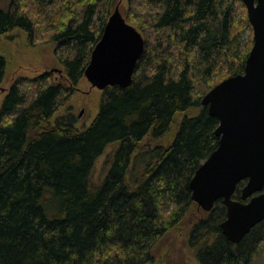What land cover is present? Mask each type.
Returning <instances> with one entry per match:
<instances>
[{
  "label": "trees",
  "instance_id": "trees-1",
  "mask_svg": "<svg viewBox=\"0 0 264 264\" xmlns=\"http://www.w3.org/2000/svg\"><path fill=\"white\" fill-rule=\"evenodd\" d=\"M118 2L0 0V40L19 29L30 47L50 42L63 68L61 82L50 73L18 78L0 106V264H146L174 221L196 207L189 182L219 142L218 120L201 99L243 73L251 48L238 50L240 2L127 0L122 16L144 39L131 85L105 89L82 131L70 114L51 123L84 78ZM44 22L48 40L38 41ZM5 68L0 55V84ZM192 108L198 115L184 117L168 147L140 146ZM112 145L109 170L94 185L95 162ZM225 215L219 200L195 221L189 240L199 264H250L254 257L264 222L233 244L221 234Z\"/></svg>",
  "mask_w": 264,
  "mask_h": 264
},
{
  "label": "water",
  "instance_id": "water-1",
  "mask_svg": "<svg viewBox=\"0 0 264 264\" xmlns=\"http://www.w3.org/2000/svg\"><path fill=\"white\" fill-rule=\"evenodd\" d=\"M240 1L252 28L253 45L243 73L224 79L201 99V106L218 120L214 134L219 142L189 182L191 200L203 212H211L221 200L226 210L221 234L233 244L264 221V0ZM121 2L109 16L84 70L91 88L102 92L129 87L144 50L142 35L120 12ZM243 181L240 200H233Z\"/></svg>",
  "mask_w": 264,
  "mask_h": 264
},
{
  "label": "rangeland",
  "instance_id": "rangeland-1",
  "mask_svg": "<svg viewBox=\"0 0 264 264\" xmlns=\"http://www.w3.org/2000/svg\"><path fill=\"white\" fill-rule=\"evenodd\" d=\"M239 2V6L236 4V20L238 21V25L235 27V30L238 29L236 34L239 47L238 50L240 53H243L244 48L248 46L250 42L252 48L253 33L250 24H248L249 26L246 28L239 27V22L242 19L247 21L246 8L240 0ZM121 7L124 10L126 9L127 0H122ZM46 26L47 22H44L42 23V27L37 30L38 41L45 38L48 40L47 33L50 27ZM54 50V45L45 41L38 42L35 46L30 47L28 45L26 33L19 29L13 30L0 40V55L3 56L6 61L4 79L0 84V106L12 83L18 78H35L43 73H50L52 74L53 82H61V74L50 72L53 69L63 71L62 66L55 57ZM213 79L216 80L215 78ZM101 94L102 91L91 88L87 80L82 78L72 98L55 113L51 123H54L55 119L58 117L70 114L75 118L76 123L74 128L76 131L86 129L98 113ZM199 111L200 108H192L184 113L176 114L173 117V123L168 132L163 137L152 140L148 136L141 142L140 146L154 147L160 145L168 147L174 140L179 124L183 121L184 117H194L198 115ZM115 148V145L106 148L102 156L96 160L92 174V182L94 185H97L109 170L110 164L108 160L111 159ZM205 216L206 213L203 214L196 207L187 210L182 218L174 221V225L153 248L152 260L146 264H199L189 239L195 221ZM263 230L264 227L260 229V232ZM263 234L260 233L259 235L263 236ZM261 236V242L257 243L256 253L250 264H264V236Z\"/></svg>",
  "mask_w": 264,
  "mask_h": 264
},
{
  "label": "flooded vegetation",
  "instance_id": "flooded-vegetation-1",
  "mask_svg": "<svg viewBox=\"0 0 264 264\" xmlns=\"http://www.w3.org/2000/svg\"><path fill=\"white\" fill-rule=\"evenodd\" d=\"M200 211V210H199ZM201 212V211H200Z\"/></svg>",
  "mask_w": 264,
  "mask_h": 264
}]
</instances>
